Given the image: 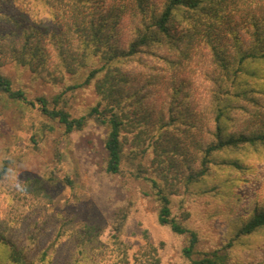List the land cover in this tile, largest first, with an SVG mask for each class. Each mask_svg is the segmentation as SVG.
I'll return each mask as SVG.
<instances>
[{"label":"trees","instance_id":"16d2710c","mask_svg":"<svg viewBox=\"0 0 264 264\" xmlns=\"http://www.w3.org/2000/svg\"><path fill=\"white\" fill-rule=\"evenodd\" d=\"M263 1L0 0V64H12L14 68L31 73L42 84L62 86L61 91L50 98L45 94L30 97L23 88L14 85L10 76L0 71V96L16 104L36 107L46 117L62 124L67 133L82 130L91 119L108 126L106 170L112 174L121 171L128 153L129 137L125 132L139 130V122L155 120L157 126L168 116L164 124L170 128L189 126L190 129L182 132L178 145L184 142L186 145L182 149H186L195 144L198 155L191 164L192 159L185 160L187 168L180 174L181 181L171 184L167 191L160 181L149 180L160 202L159 223L168 226L175 235L188 238L182 253L191 258L201 242L200 229L192 227L189 213L183 212L184 207L175 211V199L185 202L193 190L191 185L205 181L213 165L215 169H240L244 179L249 180L252 168L248 165H239L237 159L218 160V157L226 152L238 156L245 155L248 150L264 151V94L260 96L258 92L259 102H256L251 97L254 89L248 86L247 90L241 88L236 93L232 92L235 85L230 84H236V79L248 73L251 64L264 63ZM251 6H255L252 14L249 12ZM246 9L252 20L253 48L247 52L230 45L225 47L228 43L219 42V38L228 39L235 32L226 19ZM258 9L260 14L255 13ZM139 60L153 61L152 66H142L135 71L145 74L144 86L154 89L142 95L144 89H137L139 85L135 84L136 88L132 87L136 92L133 97L138 101L135 108L126 95L127 85L134 80L131 76L134 71L129 65ZM194 64L201 79L185 76L186 66ZM157 67L170 75V81L159 75ZM152 74L155 83L150 78ZM162 79L164 81L156 84ZM164 84L168 85L166 97L162 98L164 109L154 111L156 108L148 105L151 110H140L147 97L152 101L157 99L161 93L156 90H161ZM78 88L92 89L98 100L86 114L73 117L59 104L68 91ZM129 103L132 107H127ZM129 110L137 115L138 125L132 126ZM153 112H157L155 117ZM234 120L245 125L243 131L229 130L228 124ZM201 131L209 135V139L200 137ZM37 136L35 133L32 137L35 143ZM138 136L134 135V139ZM167 154L175 161V152L164 146L156 151L152 162ZM172 167L177 171L175 163ZM9 168L4 165L0 169V181ZM27 180L20 195L39 197L45 193L39 179ZM44 196L48 198L44 204H52L49 195L45 193ZM45 208L50 207L41 210ZM123 221L117 225L111 243H101V227L84 225L82 232H68L55 226V238L35 257L23 251L20 243L2 244L9 245L10 264H50L46 262L47 256L55 253L60 242L71 237L75 238L71 264H88L89 261L92 264H161L159 248L152 243L142 245L133 254L129 252V245L120 239ZM261 230H264V207L250 215L225 248L202 253L203 257L195 264H229L228 251H221ZM5 236L0 232V241L8 242Z\"/></svg>","mask_w":264,"mask_h":264},{"label":"rangeland","instance_id":"374dc122","mask_svg":"<svg viewBox=\"0 0 264 264\" xmlns=\"http://www.w3.org/2000/svg\"><path fill=\"white\" fill-rule=\"evenodd\" d=\"M249 2L256 3L259 0ZM254 8L255 6H251V14L254 13ZM255 13L260 14L261 10H255ZM226 21L235 32L228 39L219 38V42H227L225 47L230 45L249 52L253 48L252 20L247 9L239 11ZM152 65L153 61L141 60L129 65L134 71L131 75L134 80L131 79L130 86L127 85L126 99L135 108L138 101L133 97L136 92L132 87L136 88L135 84H138L137 89H144L142 95L154 89L150 85L144 86L145 74L139 71L141 69L138 74L135 70ZM185 70V76L194 75V78L201 79L198 76L201 73H198L199 69L195 64L186 66ZM248 70V73L236 79V84L230 83L235 85L232 92L238 93L241 88L247 90L249 86L255 91L251 94L252 99L259 102L258 92L260 96L264 94V63H253L248 66ZM0 71L10 76L14 85L23 88L30 97L45 94L50 98L62 88L42 84L31 73L14 68L12 64H0ZM156 71L170 81V75L166 71L159 67ZM150 78L155 83L153 74ZM160 81L164 79L156 84ZM167 86L164 84L161 90L155 89L161 94L154 101L147 97L143 101L145 106L140 105L139 109L151 110L148 105L154 106V111L164 109L162 98L166 97L164 94L167 93ZM230 98L231 96L228 99ZM97 100L98 96L92 89L78 88L68 91L59 107L70 112L73 117H79L95 106ZM131 103L127 107H132ZM129 111L132 126L138 125L137 115L132 110ZM156 113L153 112V117ZM167 117L160 125L155 126V120L142 124L139 122V130L134 133L129 130L125 132L129 137L128 153L121 171L112 174L106 170L108 157L105 142L108 126L91 119L82 130L67 133L62 124L46 117L36 107L16 104L0 96V169L4 165L10 167L0 181V232L5 233L4 238L8 241H0V264H10L11 250L9 245L2 243H20L23 251H29L35 257L41 248L47 247L55 238V226L68 232H82L84 225H98L102 229L101 243H111L117 225L123 220L120 239L129 245V252L133 254L142 245L152 243L159 248L161 264H195L203 257L202 253L219 247L225 248L250 215L256 209L264 207V151L248 150L245 155L238 156L226 152L218 157V160L237 159L239 165H248L252 168L249 180L244 179L240 169H215L213 165L205 181L191 185L193 190L189 192L185 202L179 203V198L175 199V211L184 207L183 212L189 213L192 227L200 229L201 242L197 252L187 258L182 252L188 244V238L175 235L168 226L161 225L158 221L160 202L149 180L154 178L160 181V185L169 191L171 184L181 181L180 174L187 168L185 160L192 159L191 164L198 155L195 144L186 149H182L186 145L184 142L178 145V139L183 137L182 132L189 126L170 128L164 124ZM228 128L230 131L241 132L245 125L234 120L228 124ZM35 133L38 135L36 143L32 141ZM134 135L139 136L134 139ZM201 136L209 139V135H204L202 131ZM164 146L175 152V161L171 154H167L152 162L156 151H161ZM131 149L134 150L130 151ZM172 163H175L177 171ZM12 170L18 177L15 183L9 179ZM27 178L39 179L52 204H44L45 199H48L45 198V193L39 197L19 194L24 190ZM44 207L52 209L41 210ZM40 211L46 213L41 215ZM73 241L75 238L71 237L60 242L55 253L47 256L46 262L71 264L75 255ZM225 251H228L229 264H264V230L240 238L231 248L221 252Z\"/></svg>","mask_w":264,"mask_h":264},{"label":"clouds","instance_id":"9594fccd","mask_svg":"<svg viewBox=\"0 0 264 264\" xmlns=\"http://www.w3.org/2000/svg\"><path fill=\"white\" fill-rule=\"evenodd\" d=\"M9 179L15 183V181L18 179L17 175L15 174L14 170L11 171V175L9 177Z\"/></svg>","mask_w":264,"mask_h":264}]
</instances>
